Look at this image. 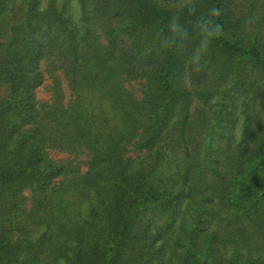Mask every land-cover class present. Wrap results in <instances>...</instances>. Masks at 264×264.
Returning a JSON list of instances; mask_svg holds the SVG:
<instances>
[{
  "label": "trees",
  "instance_id": "1",
  "mask_svg": "<svg viewBox=\"0 0 264 264\" xmlns=\"http://www.w3.org/2000/svg\"><path fill=\"white\" fill-rule=\"evenodd\" d=\"M0 264H264V0H0Z\"/></svg>",
  "mask_w": 264,
  "mask_h": 264
},
{
  "label": "rangeland",
  "instance_id": "2",
  "mask_svg": "<svg viewBox=\"0 0 264 264\" xmlns=\"http://www.w3.org/2000/svg\"><path fill=\"white\" fill-rule=\"evenodd\" d=\"M51 86L50 80L45 81V83L38 89L37 97L40 101L45 102L49 101V98L51 96V91L48 89ZM50 157L54 160L57 159H66L69 158V160L75 159L73 155H69L66 153H58L56 151L50 152ZM77 161L81 164L80 167L82 170L85 169L84 162L86 161L85 157L77 156ZM75 161V162H77Z\"/></svg>",
  "mask_w": 264,
  "mask_h": 264
},
{
  "label": "clouds",
  "instance_id": "3",
  "mask_svg": "<svg viewBox=\"0 0 264 264\" xmlns=\"http://www.w3.org/2000/svg\"><path fill=\"white\" fill-rule=\"evenodd\" d=\"M170 28L174 32L179 33L180 26L177 23H175V21L172 22V24L170 25ZM203 30L205 31L206 39H209L219 31V27L216 26L215 28H209V27L205 26Z\"/></svg>",
  "mask_w": 264,
  "mask_h": 264
}]
</instances>
